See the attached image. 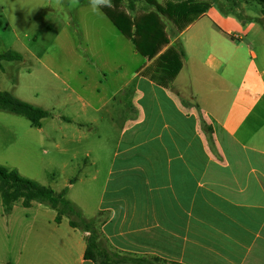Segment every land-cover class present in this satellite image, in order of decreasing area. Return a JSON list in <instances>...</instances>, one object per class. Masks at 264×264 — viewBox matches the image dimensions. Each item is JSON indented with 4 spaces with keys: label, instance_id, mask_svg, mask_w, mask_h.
Masks as SVG:
<instances>
[{
    "label": "crops",
    "instance_id": "crops-1",
    "mask_svg": "<svg viewBox=\"0 0 264 264\" xmlns=\"http://www.w3.org/2000/svg\"><path fill=\"white\" fill-rule=\"evenodd\" d=\"M234 2L238 14L208 2L169 36L168 45L179 43L184 56L167 85L144 73L153 60L142 56L141 67L109 95L87 97L91 110L107 107L119 130L103 162L97 204L86 213V205L68 195L72 181L47 186L65 189L85 218L96 219L108 252L179 264H264V114L255 110L264 98V61H252L257 55L248 36L256 24L247 22L249 1ZM8 26L0 20V54L16 50L13 28V41L4 38ZM6 62L0 61V90H6L2 75H11ZM240 71L229 107L227 86ZM89 163L95 179L97 156ZM55 216L42 203L25 207L21 200L4 213L0 199V264H98L84 255L88 232Z\"/></svg>",
    "mask_w": 264,
    "mask_h": 264
},
{
    "label": "rangeland",
    "instance_id": "rangeland-1",
    "mask_svg": "<svg viewBox=\"0 0 264 264\" xmlns=\"http://www.w3.org/2000/svg\"><path fill=\"white\" fill-rule=\"evenodd\" d=\"M102 1L106 0H0L1 27L9 23L3 37L11 43L13 28L18 40L10 44L16 49L11 50L22 56L21 61L6 62L11 72L10 76L2 75L6 77V91L50 112L39 125H32L23 115L0 110V165L42 185L51 183L60 188L74 182L68 195L86 205V213L97 204L106 176L103 162L111 158L119 135L115 123L109 121L107 107L95 112L87 106V97L91 93L95 97L109 95L144 61L103 13L98 5ZM156 1L162 4L165 0ZM248 1L247 22L256 24L248 36L257 55L252 61L261 65L264 14L256 0ZM204 2L239 13L230 0ZM141 6L137 1L135 14L142 11ZM167 24L166 30L172 35L174 25ZM241 74L229 80L223 100L229 107ZM141 87L144 89L143 83ZM255 110L264 114V98ZM242 128L247 129V121ZM242 136L238 135L245 142ZM93 156L100 164L95 179H91L95 167L89 163Z\"/></svg>",
    "mask_w": 264,
    "mask_h": 264
},
{
    "label": "trees",
    "instance_id": "trees-1",
    "mask_svg": "<svg viewBox=\"0 0 264 264\" xmlns=\"http://www.w3.org/2000/svg\"><path fill=\"white\" fill-rule=\"evenodd\" d=\"M137 1L142 3V11L135 14ZM230 1L233 8L238 5L234 0ZM256 1L264 14V0ZM207 7L208 3L197 0H167L163 4L156 0H106L100 4L103 13L117 31L131 42L134 49L144 58L153 60L151 67L144 73L161 85H167L173 80L181 69L184 56L179 43L175 41L168 45L169 36H173L176 29L178 31L183 29ZM167 21L174 25V30L170 29L172 35L166 30ZM1 60L21 61L22 56L17 51L7 50L0 54ZM0 110L23 115L32 125H39L40 120L50 114L48 110L23 101L6 90H0ZM208 141L210 142L209 136ZM0 199L4 213L11 210L15 201L21 200L25 207L36 201L54 209L55 221H59L63 216L67 217L70 226L88 232L85 237L84 255L96 260L98 264H179L158 257L144 260L108 252L100 244L96 219L85 218L80 209L65 197V189L55 191L50 186L39 184L22 176L15 169L2 165H0ZM115 257H118V260Z\"/></svg>",
    "mask_w": 264,
    "mask_h": 264
}]
</instances>
